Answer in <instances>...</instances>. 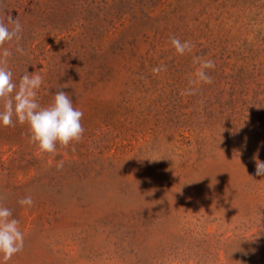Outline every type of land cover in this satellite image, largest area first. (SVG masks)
<instances>
[{"label":"rangeland","instance_id":"rangeland-1","mask_svg":"<svg viewBox=\"0 0 264 264\" xmlns=\"http://www.w3.org/2000/svg\"><path fill=\"white\" fill-rule=\"evenodd\" d=\"M9 15L13 81L38 72L41 106L62 87L85 132L41 153L0 125V197L25 238L7 264H264V0H0ZM194 56L213 82L181 95Z\"/></svg>","mask_w":264,"mask_h":264},{"label":"clouds","instance_id":"clouds-1","mask_svg":"<svg viewBox=\"0 0 264 264\" xmlns=\"http://www.w3.org/2000/svg\"><path fill=\"white\" fill-rule=\"evenodd\" d=\"M22 25L18 17L11 15L0 18V125L14 127L18 122L27 125L29 143L36 145L41 153H55L57 145L67 148L73 142H80L85 129L81 123L84 113L74 107L69 94L63 90H56L51 103L41 106L37 99V90L43 83V78L38 72L22 74L19 83L13 81V73L8 67L9 58L13 52L6 44L17 42L15 51L24 54L23 47L18 45L21 39ZM170 44L179 55L192 51L194 45L191 41H181L175 36H170ZM193 64L198 65L194 78H189V88L182 90L181 95H194L196 85L211 84L212 77L208 70L215 68V62L200 56L193 57ZM166 65L152 68L153 75L166 71ZM15 118V120H14ZM74 150V149H73ZM256 164V175L264 176V162L259 159L258 153L253 157ZM57 169L63 168V161L56 165ZM0 197V264L23 251L24 233L19 220L13 218V212L2 202ZM21 206L32 207V197L25 196L18 200ZM238 264L240 262L238 261Z\"/></svg>","mask_w":264,"mask_h":264}]
</instances>
